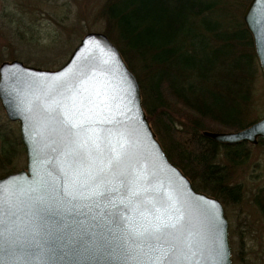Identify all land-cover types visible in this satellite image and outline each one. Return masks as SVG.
I'll use <instances>...</instances> for the list:
<instances>
[{
  "label": "water",
  "instance_id": "95a60500",
  "mask_svg": "<svg viewBox=\"0 0 264 264\" xmlns=\"http://www.w3.org/2000/svg\"><path fill=\"white\" fill-rule=\"evenodd\" d=\"M242 21L264 80V0H250ZM0 105L26 156L0 177V264H136L159 245L177 264H231L223 204L170 162L107 35L84 34L56 69L1 62ZM202 135L256 144L264 116ZM161 220L177 227L159 241L136 235Z\"/></svg>",
  "mask_w": 264,
  "mask_h": 264
},
{
  "label": "trees",
  "instance_id": "16d2710c",
  "mask_svg": "<svg viewBox=\"0 0 264 264\" xmlns=\"http://www.w3.org/2000/svg\"><path fill=\"white\" fill-rule=\"evenodd\" d=\"M246 1L88 2L89 14L103 24L135 74L147 119L164 140L167 157L191 183H224L221 148L234 165L247 157L238 150L246 142L219 143L202 135L203 130H240L258 115L260 68L241 17ZM64 12L68 19L69 4ZM24 26L19 39L35 40L31 24ZM254 203L264 218V188Z\"/></svg>",
  "mask_w": 264,
  "mask_h": 264
},
{
  "label": "rangeland",
  "instance_id": "374dc122",
  "mask_svg": "<svg viewBox=\"0 0 264 264\" xmlns=\"http://www.w3.org/2000/svg\"><path fill=\"white\" fill-rule=\"evenodd\" d=\"M249 1H246L242 14ZM88 2L89 0H0V63L16 59L39 68L60 67L84 34L104 33L103 24L89 14ZM68 4L71 13L67 19L64 11ZM28 24L33 27L35 40L24 42L19 39L18 30H25L24 25ZM259 71L256 92L261 104L259 108L254 107L258 115L252 123L264 116V80L260 69ZM150 125L162 146L164 140H161L151 123ZM260 139L256 144L246 142V145L238 148L240 155L247 152L242 164H232L224 154L225 149L221 148L220 163L226 168L223 169L224 183H220V186L215 183H191L196 191L215 197L223 204L228 221L231 264H264V218L254 203L255 195L264 188V142ZM25 163L19 124L9 120L0 105V177L24 168ZM221 187H225L222 192ZM226 191H231L232 196H225Z\"/></svg>",
  "mask_w": 264,
  "mask_h": 264
},
{
  "label": "snow or ice",
  "instance_id": "6c2138e0",
  "mask_svg": "<svg viewBox=\"0 0 264 264\" xmlns=\"http://www.w3.org/2000/svg\"><path fill=\"white\" fill-rule=\"evenodd\" d=\"M85 99L90 100V97H86ZM116 159L118 160L119 157H116ZM177 223L161 220L160 223L155 225L151 230H146L144 232L137 233L136 235L145 240L159 241L166 233V230L175 229L177 227ZM136 264H177V262L173 257L171 248H165L163 245H159L153 246L151 248V254L147 255L145 260L137 261ZM191 264H197V262L193 261Z\"/></svg>",
  "mask_w": 264,
  "mask_h": 264
},
{
  "label": "flooded vegetation",
  "instance_id": "af4514ba",
  "mask_svg": "<svg viewBox=\"0 0 264 264\" xmlns=\"http://www.w3.org/2000/svg\"><path fill=\"white\" fill-rule=\"evenodd\" d=\"M10 173V172H9Z\"/></svg>",
  "mask_w": 264,
  "mask_h": 264
}]
</instances>
